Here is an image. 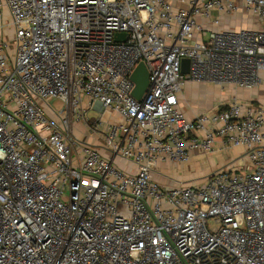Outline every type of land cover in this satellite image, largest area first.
<instances>
[{"label": "built area", "instance_id": "built-area-1", "mask_svg": "<svg viewBox=\"0 0 264 264\" xmlns=\"http://www.w3.org/2000/svg\"><path fill=\"white\" fill-rule=\"evenodd\" d=\"M190 81L264 85V0H0V264H264V102L189 119ZM217 140L245 163L159 181Z\"/></svg>", "mask_w": 264, "mask_h": 264}, {"label": "crops", "instance_id": "crops-1", "mask_svg": "<svg viewBox=\"0 0 264 264\" xmlns=\"http://www.w3.org/2000/svg\"><path fill=\"white\" fill-rule=\"evenodd\" d=\"M240 3L241 1L239 2V6L241 8V9L239 8V10H243V12H247V14L250 15L249 23L251 24V22L254 20L255 23L257 24L256 28H254L255 27L254 26V27H248L247 29H259L260 23L257 20V18L251 12L246 11V9L242 8L241 7L242 4ZM237 12L229 16H226L224 23H223L224 18L223 19L221 18V22H222L221 26L225 28L235 29L232 26H233L234 19L239 15ZM240 29H243V28H240ZM208 84H211V83H208ZM207 86L208 85L205 83H198L195 81H190L187 83L182 93V96H181V109L184 112L185 116H187L189 119H193L198 112L213 111L217 109V107H219L223 103H226L230 99V96L228 95L229 93H226L225 89L231 90L233 93L232 95L234 96L236 95L237 97L242 98L245 101L251 97H256L257 100L264 102V92H262V86H260L255 92H252L250 94L244 92V90L243 91L239 90L238 88H236V86L232 84L226 86L224 89L214 84L212 88H207ZM197 88L199 90H197ZM206 89H208V93L203 91ZM212 90L214 91V93ZM79 130H80V126H78L77 132H81ZM217 141L218 142L215 147V150L212 153L206 154V155L195 154L192 161L189 162V164L187 163V166H185L187 169L186 172H182L181 174L180 172L173 171L175 170L174 168L172 169L169 168L168 170L169 176L172 179H175V181H178L180 183H182L187 178L194 177V175L190 176L191 171L189 169H191L194 164L199 163L201 159L205 160V163L209 168H214V167L217 168L213 172L217 171L220 168H224L226 166L227 167H235V166L240 167L245 162V158H243V155L245 153L244 147H235V148L228 149V150H222L220 140H217ZM181 165L182 164H180L179 166ZM187 173L189 174V176ZM161 180L163 181V179H159L160 182ZM174 184H177V182H174Z\"/></svg>", "mask_w": 264, "mask_h": 264}, {"label": "rangeland", "instance_id": "rangeland-1", "mask_svg": "<svg viewBox=\"0 0 264 264\" xmlns=\"http://www.w3.org/2000/svg\"><path fill=\"white\" fill-rule=\"evenodd\" d=\"M241 9V8H240ZM239 15L234 19V22H233V26L235 29L237 30H240V28H243V29H247L248 27H254L256 28L257 24L255 23V21L253 20L251 22V24L249 23V14H247V12H243V10H238L237 12ZM224 18V19H223ZM226 16H222V19H223V23H224V20H225ZM231 18V17H230ZM254 19V18H253ZM8 36L10 39L13 38L14 36V32L13 30H10L8 32ZM7 39V38H6ZM12 48H14L15 44L13 43L12 45ZM207 88H212L213 87V84H208L207 83ZM224 89V88H223ZM258 89V88H257ZM257 89H254V90H244V92L250 94L252 92H255ZM197 90H199L197 88ZM226 90V93H229L228 95L230 96V98L234 95H232V91L229 90V89H225ZM205 91L206 93H208V89L206 90H203ZM213 91V90H212ZM243 91V90H242ZM262 92H264V85H262ZM214 93V91H213ZM232 95V96H231ZM249 98V97H248ZM253 98V97H251ZM251 98H249L248 100H250ZM100 110L99 109H95L93 112H90L89 113V116H98L100 114ZM81 132H77L79 137H82V138H88V135H87V131L86 129L83 127V126H80V130ZM83 131V132H82ZM244 158V157H243ZM245 163V162H244ZM243 163V164H244ZM189 164V163H188ZM180 164H177L175 166H169L167 164H163L160 169L161 171L159 172L158 174V178L159 179H163V181L161 180V182H163V184H167V185H170V186H188V185H195V184H201L202 182H204V180L206 179V177L212 173L214 170H216L217 168H209L206 163H205V160L204 159H201L199 163L197 164H194L192 166L191 169H189L191 172H190V176H193L194 177H190V178H187L186 180H184L182 183L178 182V181H175V179H172L169 174H168V170L169 168H174L175 170L173 171H177V172H180L182 174V172H186L187 169L185 166H187V163L186 164H182L181 166H179ZM123 166L127 167L128 164L127 163H123ZM225 168H229V167H225ZM193 170V171H192ZM188 174V173H187ZM189 176V174H188ZM171 179V180H170ZM174 182H177V184H174ZM211 226H212V223H211Z\"/></svg>", "mask_w": 264, "mask_h": 264}, {"label": "water", "instance_id": "water-1", "mask_svg": "<svg viewBox=\"0 0 264 264\" xmlns=\"http://www.w3.org/2000/svg\"><path fill=\"white\" fill-rule=\"evenodd\" d=\"M118 41H126V34L118 33L115 36ZM190 68V60L184 59L182 61V72L184 74L189 73ZM132 81L135 84V88L133 90V97L137 100H141L147 88L149 86V72L145 65V63L141 62L131 76Z\"/></svg>", "mask_w": 264, "mask_h": 264}]
</instances>
